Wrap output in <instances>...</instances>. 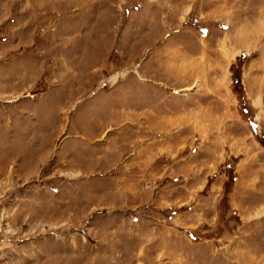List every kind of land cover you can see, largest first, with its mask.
I'll return each mask as SVG.
<instances>
[{"label":"rangeland","instance_id":"1","mask_svg":"<svg viewBox=\"0 0 264 264\" xmlns=\"http://www.w3.org/2000/svg\"><path fill=\"white\" fill-rule=\"evenodd\" d=\"M227 132L264 152V0H0V264H225L177 192Z\"/></svg>","mask_w":264,"mask_h":264},{"label":"crops","instance_id":"2","mask_svg":"<svg viewBox=\"0 0 264 264\" xmlns=\"http://www.w3.org/2000/svg\"><path fill=\"white\" fill-rule=\"evenodd\" d=\"M202 150L195 169L181 167L180 204L192 195L197 221L213 227L228 221L227 230L211 241L212 248L222 243L219 259L225 264H264V152L248 135L233 132L213 133Z\"/></svg>","mask_w":264,"mask_h":264},{"label":"bare ground","instance_id":"3","mask_svg":"<svg viewBox=\"0 0 264 264\" xmlns=\"http://www.w3.org/2000/svg\"><path fill=\"white\" fill-rule=\"evenodd\" d=\"M225 41V40H224ZM222 43V42H221ZM223 45H225V44H223ZM226 46V45H225ZM224 51H225V49H224ZM240 52V50H238L237 52H235V53H239ZM234 53V52H233ZM224 54H225V52H224ZM206 55V54H205ZM226 55H227V53H226ZM225 55V56H226ZM234 56V55H233ZM208 57V56H207ZM229 57V56H228ZM223 60H224V58H223ZM227 61V60H226ZM228 62V61H227ZM226 62V63H227ZM228 64V63H227ZM225 65V64H224ZM137 66V65H136ZM226 66V65H225ZM224 66V70H223V72H226V67ZM223 68V67H222ZM135 69H136V67H135ZM136 72H139V71H136ZM161 72H162V75H164V76H167V77H172V75H174V73L176 72V71H174V69H172V68H170V67H166L165 65L162 67L161 66ZM190 72H193V71H190ZM195 72H200V71H195ZM181 73V72H180ZM191 74V73H190ZM189 74V75H190ZM117 76H118V74H116V75H114V76H112L110 79H109V81H111V82H113V81H115L116 80V78H117ZM175 76V75H174ZM189 77V76H188ZM258 104H260V101H258Z\"/></svg>","mask_w":264,"mask_h":264}]
</instances>
